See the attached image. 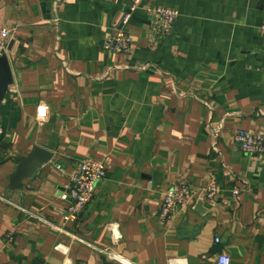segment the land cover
<instances>
[{
  "label": "crops",
  "instance_id": "crops-1",
  "mask_svg": "<svg viewBox=\"0 0 264 264\" xmlns=\"http://www.w3.org/2000/svg\"><path fill=\"white\" fill-rule=\"evenodd\" d=\"M142 1L181 15L165 37L138 9L125 27L131 50L113 53L103 42L132 0H0V25L14 29L0 101V264H121L111 253L215 264L223 252L264 264V158L234 138L264 133V0ZM34 145L52 160L10 190ZM85 157L107 176L66 221L65 185ZM211 180L213 203L201 198ZM181 181L193 203L164 222L163 197Z\"/></svg>",
  "mask_w": 264,
  "mask_h": 264
},
{
  "label": "built area",
  "instance_id": "built-area-1",
  "mask_svg": "<svg viewBox=\"0 0 264 264\" xmlns=\"http://www.w3.org/2000/svg\"><path fill=\"white\" fill-rule=\"evenodd\" d=\"M144 9L152 18L151 27L153 32L159 36H167L174 27L181 11L177 8L164 7L160 5L144 4L142 0H132L122 20L124 25L113 31L103 42V50L113 53H127L131 50L132 39L126 30V25L130 21L133 13L138 9ZM264 34V23L260 26ZM14 29L0 25V55L8 50L9 40L12 37ZM242 151L250 155H261L264 158V133L254 132L246 129H238L234 135ZM107 176V166L104 162L92 157H85L80 161L76 170L70 174L69 183L65 185L71 204L65 215L66 221H75L83 212L85 207L94 199L98 183ZM219 192L218 183L211 180L204 188L202 200L213 203L217 199ZM240 191L236 189L234 194ZM193 194L190 185L186 181L173 184L165 193L159 217L167 222L173 217L177 207H188L193 203ZM17 229H11L7 234L9 242H13ZM220 242V239H216ZM109 257L121 264H133L126 258L117 254H109ZM215 264H232L231 256L227 253L217 255Z\"/></svg>",
  "mask_w": 264,
  "mask_h": 264
},
{
  "label": "water",
  "instance_id": "water-1",
  "mask_svg": "<svg viewBox=\"0 0 264 264\" xmlns=\"http://www.w3.org/2000/svg\"><path fill=\"white\" fill-rule=\"evenodd\" d=\"M12 83V74L6 54L0 55V101H2ZM54 153L49 149L34 145L32 150L26 155L18 156V165L10 176V190L22 189L25 180L35 178L42 167L49 163Z\"/></svg>",
  "mask_w": 264,
  "mask_h": 264
}]
</instances>
